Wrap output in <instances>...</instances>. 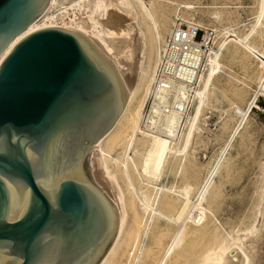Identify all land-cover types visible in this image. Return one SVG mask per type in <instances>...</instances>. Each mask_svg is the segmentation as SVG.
Masks as SVG:
<instances>
[{
    "label": "water",
    "instance_id": "1",
    "mask_svg": "<svg viewBox=\"0 0 264 264\" xmlns=\"http://www.w3.org/2000/svg\"><path fill=\"white\" fill-rule=\"evenodd\" d=\"M51 0H0V59ZM129 95L87 36L46 27L0 64V264H99L116 206L91 176L93 146Z\"/></svg>",
    "mask_w": 264,
    "mask_h": 264
},
{
    "label": "rangeland",
    "instance_id": "2",
    "mask_svg": "<svg viewBox=\"0 0 264 264\" xmlns=\"http://www.w3.org/2000/svg\"><path fill=\"white\" fill-rule=\"evenodd\" d=\"M130 1L131 8L127 10L132 13L136 11L134 15L138 12L137 20L132 22V25L141 24L138 25V29L146 33V27L151 24V20L144 17L146 12L141 8L139 1ZM68 2L72 0H57L58 4L53 11L51 10L47 21L43 20L39 27H43L51 17H55L60 25L75 27L77 23H86L90 31L87 19L91 13L87 10L88 7L84 8L87 11L69 8L72 3ZM143 2L154 13L156 20L162 19L164 15L168 16L167 29L163 32L164 41L161 43L165 42L177 22H195L200 26L214 29L216 33L214 52L216 51L221 65L208 86L206 76L210 65L204 66L205 69L203 68L204 71L200 75L203 77L199 80L197 90L200 94L205 93L202 94L201 113L197 118L191 141L185 149L190 120L195 114L200 97H196L184 122L183 136L174 142L183 152L171 154L164 169L158 176L156 175L157 178L152 175L149 177L142 172L143 158L147 150L145 141L147 142L148 138L140 132L135 137L130 152L132 160L128 162V170L124 168L130 131L126 133L128 121L123 122L117 135L126 133L125 137L128 138L120 146H115L110 154L111 160L113 158L111 167L113 180L117 179V184L121 186L124 203L129 207V211L132 212L131 208L134 207L145 223H151L153 209L175 217L176 224L164 221L163 218L153 222L154 227L160 224L163 230H167L170 243L188 213L193 210L195 217L200 214L199 202L195 205L199 198L197 193L216 169V174L212 177L214 178L212 191L202 203L206 210L204 214L206 219L201 224L202 228L206 229L205 237L210 241L224 237L230 242L236 237H241L242 241L246 242L251 236L250 230L254 231L257 228L259 231L264 228V0H143ZM145 18L150 22L147 20L146 24ZM89 34L93 35L91 31ZM141 36L144 37V34ZM147 52L148 50L145 55H139V59L142 56L146 57ZM156 58L158 59L157 50L155 61ZM135 63L128 67L130 70L133 68L134 77L131 80L133 84L137 81L135 73L138 64ZM150 87L149 91L152 89L151 85ZM147 95L148 93L145 100L143 99L145 102L142 100L144 95H140L133 108L135 111L139 103H145L141 109L139 126L148 100ZM237 109L242 110L244 114L241 116ZM90 156L88 166L91 172ZM126 175L130 176L131 183ZM92 179L94 180L93 176ZM96 184L116 206L112 196L98 183ZM189 188L190 192L186 196L185 192ZM146 202L148 206L150 205L151 211L144 205ZM180 214L181 221L177 219ZM187 225L190 228L197 227L191 220ZM166 240L167 237L164 238V241ZM159 247V245L155 247L156 252ZM237 251L239 252L238 249L232 250L231 256L233 257Z\"/></svg>",
    "mask_w": 264,
    "mask_h": 264
},
{
    "label": "bare ground",
    "instance_id": "3",
    "mask_svg": "<svg viewBox=\"0 0 264 264\" xmlns=\"http://www.w3.org/2000/svg\"><path fill=\"white\" fill-rule=\"evenodd\" d=\"M137 2L141 4V8L145 9L146 14L145 16H143L148 17L151 20V24L149 23L150 25L148 24V26L146 27L147 34L145 32H141L142 30L138 29L139 24H137V22V25H132V22H135L137 20L136 14L138 12L135 14V16L134 13L136 12V6L134 7V13L127 10L131 8L132 2L130 0H72V2H70L72 4L69 6V8L71 7L74 9H84L88 7L87 10H90L91 15L89 14L90 17L87 19L89 20L88 24L90 26V31L93 34L90 35V31L87 29L86 23H77L75 24V27H73L74 25L68 26L67 24L60 25L55 17H51L43 27H39L40 23L43 20L46 19L45 21H47L50 12H52V9L56 4H58L57 0H51L50 6L47 9L48 12L46 11L38 21L33 23L28 28L25 33L21 34L15 39V41L0 59V64L13 49V47L30 33L46 27H60L75 30L92 39L111 58L118 69V72L129 97L119 119L117 120L113 128L93 146V149L90 151L91 156L89 160L94 181H96V183H98L102 187V189L106 190V192H108L112 196L119 215V223L117 229L118 231L116 233L117 236H115L116 238H114L109 250L103 256L99 264H264L263 227L260 230L258 229L259 231H257V228L256 230L254 229V231L250 230L249 233L252 237L250 236V238L246 242L242 241L241 237H236L235 239H232L230 237L232 239L231 242L224 239V237L211 241L206 239V229L202 228L201 225L206 219L204 215L206 210L202 206V203L212 191L211 185L214 179L212 177H214V175L216 174V169L215 172L213 171V173L210 174L211 177L209 176L210 178L208 177L209 179L207 181H204V186L202 185L203 188L201 187L202 189L199 190L200 194L197 193V195H199V198L197 197L198 201L197 199L195 200L197 201L195 205H197V203L199 202L198 207H201L199 208L201 210L200 214H197L198 216L195 217V214L192 213L193 210L192 212H190V210V213H188L187 216L185 215L186 218H183V222L180 225V230L174 235V238L170 243L167 230H163V227H161L160 224L155 225L154 227L153 222L160 221L159 219L163 218L164 221L166 220L167 222L175 223V217L165 215L162 212H157L153 209L152 211L154 213H152L153 217L151 218V223H145L138 212L133 209L134 207L131 208L132 212H130L129 207L124 203L125 200L123 192L121 190V186L117 184V179L113 180L111 174L113 158L111 160L110 154L115 146H120L128 138L125 137V134L127 132L129 133L130 131V136L127 141L125 153L124 168L126 170H128V162L132 160L130 159V152L132 150V146L134 140H136L135 137L138 135V132H140L142 135L147 136L148 138L147 142L145 141L147 150H145L146 154L143 158L142 172L149 177L152 175L157 178L159 172L164 169L168 157L171 154L177 155L183 152V150L180 151L174 143L177 140L179 141L184 134V124L182 126V129L178 128L181 122V116L178 113L173 112L172 114L166 115L164 117V130L162 133H146L143 132L141 130V127L139 126L141 109L143 104H145V96L148 93L147 98L149 99L151 93V89L149 91V87L150 85L152 86V82L155 78L158 59L156 58L155 61L154 58L156 50L157 56H159V45L162 41H164L163 32L165 29H167L168 16L164 15L162 19L156 20L153 15L154 13L148 8L143 0H137ZM62 19H64V16L62 17ZM147 20L148 19H146L145 21L146 24ZM148 22L150 21L148 20ZM141 34H144V37L141 36ZM147 50V56H142V58L139 59L138 56L143 54L145 55V52ZM215 52L214 55L209 56L205 63V67L207 64L210 65L208 74L206 76L207 86L211 82L213 76L217 73V70L220 69L221 65ZM130 57L134 58L132 59ZM137 57L138 60L136 59ZM134 63L138 64L135 73L137 75V81H134V83L136 82L135 84L131 82L132 77H134L132 76L133 68L130 67L131 70L128 69V67ZM204 69L202 71H204ZM202 71L200 72V75ZM200 75L199 80H201V78L203 77V75ZM207 86H205V88ZM205 91H207V89ZM202 94H200L198 90L196 91V97H200V100L198 102L197 108L195 109L193 118L191 119L189 117L191 119L190 131L185 142V149L191 141L190 139L192 132L194 131L195 124H197V118L201 113L203 102ZM140 95H144L142 97V100L144 99V102H142L141 104L139 103L135 111H133L137 99L141 97ZM160 97L161 99H164L165 95H161ZM174 97L175 100L178 101H182L186 97V88L184 84L178 85ZM236 111L242 116V110L237 109ZM187 116L185 118V121L187 119ZM125 120L128 121V125L126 128V130L128 131H126V133L124 134L117 135L121 125ZM188 121L189 120H187V122ZM126 177L130 182V176L126 175ZM190 189L191 188H189L185 192L186 196L190 192ZM187 202H185V205ZM144 205L147 209H151L150 205L148 206L147 202L144 203ZM181 211L183 210L181 209ZM180 215L181 216H178L179 218H177L179 220L182 219V214ZM190 220L194 223V225H197L196 228L188 227L187 224ZM134 225H136L137 227H135ZM199 225H201V227H198ZM155 228L157 232L156 230H154ZM165 237H167L166 241H164ZM158 245L160 247L158 252H156L155 247ZM233 248L238 249L239 252L237 251L236 254L232 257L231 252L232 250H234Z\"/></svg>",
    "mask_w": 264,
    "mask_h": 264
},
{
    "label": "built area",
    "instance_id": "4",
    "mask_svg": "<svg viewBox=\"0 0 264 264\" xmlns=\"http://www.w3.org/2000/svg\"><path fill=\"white\" fill-rule=\"evenodd\" d=\"M214 29L195 22H177L165 42L159 45V56L151 93L143 110L140 127L146 133H162L163 119L173 112L181 116L182 129L198 89L199 75L206 60L214 53ZM179 84H184L186 97L175 100ZM161 95H165L161 99Z\"/></svg>",
    "mask_w": 264,
    "mask_h": 264
}]
</instances>
